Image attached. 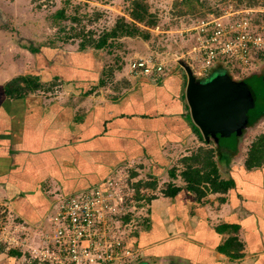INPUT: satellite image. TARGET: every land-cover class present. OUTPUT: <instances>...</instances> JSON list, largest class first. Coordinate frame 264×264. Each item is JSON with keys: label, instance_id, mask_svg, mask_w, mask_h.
Masks as SVG:
<instances>
[{"label": "crops", "instance_id": "crops-1", "mask_svg": "<svg viewBox=\"0 0 264 264\" xmlns=\"http://www.w3.org/2000/svg\"><path fill=\"white\" fill-rule=\"evenodd\" d=\"M39 58L34 56L28 72L40 76L41 90L11 100L0 88V204L9 205L16 221L35 224L28 227L32 231L61 196L144 165L154 186L143 188L154 194L148 225L137 239L138 262L264 264V163L247 168L240 149L239 160L238 155L223 170L218 166L220 177L231 178L233 187L225 193L203 188L200 199L195 191L186 192L184 169H166L176 148H208L189 118L183 69L161 84L129 85L119 97L94 100L88 90L99 82L97 57L77 55L58 63L60 56L53 53L45 66ZM9 67L0 68L2 83L11 78L14 68ZM221 151L228 158L230 151ZM162 183L180 190L165 196ZM45 184L58 188L59 195L45 196ZM21 258L20 252L1 253L0 264H20Z\"/></svg>", "mask_w": 264, "mask_h": 264}, {"label": "rangeland", "instance_id": "rangeland-1", "mask_svg": "<svg viewBox=\"0 0 264 264\" xmlns=\"http://www.w3.org/2000/svg\"><path fill=\"white\" fill-rule=\"evenodd\" d=\"M132 1L0 0V68L6 69L9 66V68H14L11 69L13 71L12 75L8 76L7 79L16 75L24 76L29 73L28 70L35 66L34 55L24 49L23 46L28 45L37 48L53 46L67 52H78L81 44L84 43L86 47L84 49L85 54L97 57L95 59L98 60L95 63L101 64L102 69L106 66L105 72L102 74L104 84H97L92 89V93L95 96L94 100L98 96L104 99H111V97H119L122 93L127 92L128 89L126 87H129V85L161 84L170 76L175 75L178 77L177 73L183 74L181 64H177L174 60L179 58L190 45L191 41L188 34H186V30L196 25L201 19L211 16H225L224 19L226 20L234 16L233 20L239 22L244 18H252V22L260 25H255V27H264V0L255 1L251 5L249 0H141L147 4L148 11L155 21L152 27L141 26V30L145 34L147 33L148 37L144 38L142 35H135L109 38L102 49H94L90 42H96L105 32L110 31L119 18L123 17L127 22L131 21L129 11ZM59 11L64 12L63 16L58 15ZM251 30L253 29L251 28ZM84 52L81 53L84 54ZM156 56H159L162 61H166V66L171 65L172 70L168 71L167 74L165 73L162 78L153 79L155 82H152L150 78L147 80L143 76L132 77V80H128V77H131L127 68L129 62L138 58L152 57L156 59ZM180 61L186 65L184 59ZM228 70L233 78L237 80L244 77L246 83L253 89L255 95L254 112L252 113L253 108L249 110L248 118L256 114V112L262 111L264 108V80L260 76L254 78L248 75L252 72L263 73L264 59L254 60L251 68L243 67L239 69L236 65H231ZM2 75L4 76V73ZM2 80L3 77L0 75V87L5 84V82L2 83ZM51 90L56 89H50L48 97L53 96L51 93L54 91ZM94 100L92 103L95 102ZM261 134H264V117L253 128L247 129L244 136L240 139V149L243 150L242 154L244 156L247 155L251 142ZM234 138H236L235 134H231L228 137H218L217 140L218 143L221 142L227 146ZM213 143L218 144L215 141ZM194 147L195 145L189 144L185 148H176L177 153L170 156L172 162L169 165L170 167L166 168L167 171L168 168L169 171L172 168H176L180 173L184 169V165L179 163L181 158L191 153H196L197 151ZM207 147L213 146L209 144ZM243 155L240 154L237 159L239 160ZM143 167L141 169L135 166L129 171L127 169L121 170L120 174L122 176L117 175L119 173L116 171L114 174L117 177H109V179L115 181L116 186L121 185L126 194L123 200V214L120 215L118 224L122 225L120 230L133 240V248L136 249L134 254L136 256L134 259L135 263L138 262L137 260H141V250L139 248L141 246L138 244L137 239L141 231L148 225L147 223L150 219L149 206L154 194L149 189L141 187L140 194L135 192V198L132 196L134 195V190L131 188L134 184L133 182H137L139 179L142 180V185L153 182V179L149 177L150 172L148 170L142 171ZM221 167L223 170L228 166L226 164ZM135 173L136 175L133 176ZM164 184L162 183L161 188L167 187ZM42 192L45 196H53L56 193H60L58 188L52 191V188L47 184H45ZM186 192L190 194L189 191L186 190ZM14 218L13 210L9 208V205L0 204V227L17 226L15 224L20 222ZM22 223L27 227L35 226V224ZM12 231V229H9V234H12L10 233ZM36 232L35 230H29L25 236L22 234L20 236L24 237L28 243L34 242L38 244V242H41V235ZM17 236V233L14 232L11 238H16ZM0 243L2 254L8 253V249L11 247L4 242V236L2 237L1 234ZM2 244L5 246H2ZM23 248V252L16 249L20 252L23 260L20 264H44L34 257V254L26 251V247ZM16 259L20 260L19 257Z\"/></svg>", "mask_w": 264, "mask_h": 264}, {"label": "built area", "instance_id": "built-area-1", "mask_svg": "<svg viewBox=\"0 0 264 264\" xmlns=\"http://www.w3.org/2000/svg\"><path fill=\"white\" fill-rule=\"evenodd\" d=\"M224 17L201 19L186 30L190 45L174 61L180 64L184 59L196 79H205L215 70H228L231 65L251 68L257 55L264 53L262 26L255 27L250 18L238 22L233 20L234 16L230 20ZM156 57L129 62V73L156 80L164 77L172 66ZM122 188L108 178L61 196L34 229L41 235L38 244L28 243L20 236L29 231L23 223L0 227V234L10 249L23 252L26 247L44 264H134L133 240L118 224L126 195ZM9 229L18 236L11 238Z\"/></svg>", "mask_w": 264, "mask_h": 264}, {"label": "trees", "instance_id": "trees-1", "mask_svg": "<svg viewBox=\"0 0 264 264\" xmlns=\"http://www.w3.org/2000/svg\"><path fill=\"white\" fill-rule=\"evenodd\" d=\"M249 1H250L249 4L251 5L255 1L257 2L259 0H249ZM63 13H64L63 11H59L58 15L63 16ZM129 17L131 18L130 22H127L125 18L123 17L119 18L116 21L114 27L110 31L105 32L104 35L100 37L96 42L95 41L90 42V44H92V47L94 49H102L106 45L109 38H118V37H123V36L131 37L135 35H142L144 38H147L148 34L147 33L145 34V32L141 30V26L152 27L154 26V23H155V21L153 20V16L148 11L147 4H145L141 0H133L131 2V9L129 11ZM252 23L254 25L256 24L255 22H252ZM256 25H259V24H256ZM23 48L26 49L31 54H33L35 57L39 58L40 56H42L43 58H39L38 63L45 66L46 60H48V57L52 55L53 53L58 54L60 56L59 60L58 59L54 60L55 62L63 63L64 61V63H67V58L73 61V59L76 60L75 57L77 55H81V57H84L85 55L84 49L86 47L84 43L81 44L80 51L78 52H67V51L54 48L53 46L52 47L41 46L37 48L34 46L27 45V46H23ZM81 52H84V54ZM256 59H264V53L258 54ZM93 67H94V64H93ZM105 68L102 69L101 64H97V66L95 64V72L100 73L98 85L104 84V79L102 78V74L105 72L104 71ZM248 76L254 77V78H256L257 76L258 77L260 76L261 79L263 78L264 80V72L263 73L262 72H258V73L252 72ZM244 79L245 78L243 77L240 80L245 81ZM44 84L45 83L41 80L39 75L29 72L24 76H21V75L14 76L10 80L6 81L3 87H0V88L3 94L6 96V98L11 99V100H17V99L25 98L30 93H34V92H37L38 90H41L42 85ZM95 86H92L91 89L88 91H91L92 89H94ZM81 89L84 90V88H81ZM253 112H254V108L252 109V113ZM248 115H249V112H248ZM262 117H264V108L259 113L256 112V114L252 115L251 117L249 116L248 118L249 124H248L247 129L253 128L257 124V122L260 121ZM193 126L197 130V127L195 125ZM247 129L244 130L241 135L235 134L236 138L231 140L227 144V146H225V144L221 142L218 143V140H217L218 144H214L213 141L215 137H210L208 140L206 138L204 143L206 145L210 144L213 147L198 148L196 153H193L190 156L182 158V163L184 164L185 168L181 172V175L183 179L187 182L186 189L189 192L195 191L198 199H200L205 194L203 188L205 189L207 188L208 190L212 192L225 193L228 189L233 187L234 183L231 178L222 179L220 177L219 172H218V166L225 165V164L229 165L232 162V159L239 155L240 143H241L240 139L244 136ZM224 146L230 151L228 158H225V155H223L221 151V149H223ZM263 163H264V134H261L257 136L249 145L247 156L245 159V166L247 168L260 167ZM133 183H134L133 186H131V188L134 190V195H132L133 198H135L136 193L140 194L141 187L142 188L143 187L153 188L154 186V183H146L143 185L141 184L140 181L133 182ZM202 185L204 186L202 187ZM178 190L180 189L169 185L167 188L163 190V194L165 196H172ZM2 246H5V245L2 244ZM1 249L2 248H1V243H0V253H2ZM8 253L11 255L19 254V252L14 249H8Z\"/></svg>", "mask_w": 264, "mask_h": 264}, {"label": "water", "instance_id": "water-1", "mask_svg": "<svg viewBox=\"0 0 264 264\" xmlns=\"http://www.w3.org/2000/svg\"><path fill=\"white\" fill-rule=\"evenodd\" d=\"M180 64L186 75L189 114L203 135L215 137V142L217 137L241 135L248 128V112L255 104L253 89L245 81L233 78L227 70H215L205 79H196L183 62Z\"/></svg>", "mask_w": 264, "mask_h": 264}]
</instances>
